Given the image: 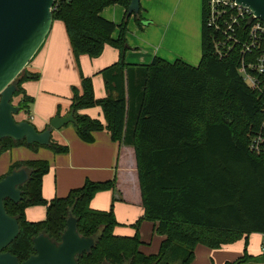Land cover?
I'll return each mask as SVG.
<instances>
[{"label":"trees","instance_id":"16d2710c","mask_svg":"<svg viewBox=\"0 0 264 264\" xmlns=\"http://www.w3.org/2000/svg\"><path fill=\"white\" fill-rule=\"evenodd\" d=\"M116 5L125 9L121 24L102 16L106 8ZM129 5L130 0H56L53 20L65 27L80 76L81 88L72 87L66 114L75 111L73 125L79 138L91 144L95 133L107 132L113 142L135 149L144 207L143 218L133 225L136 234L115 233L121 225L114 212L116 197L109 210L91 207L97 194L111 191L115 195L116 175L105 182L87 180L66 197L48 201L43 196V179L50 171L49 163L20 161L11 165L8 174L25 169L29 179L19 187L20 203L4 202L20 227L5 252L22 263L35 254L33 239L40 234L61 243L67 219L73 217L80 236L96 241L89 253L77 257L79 264H191L199 245L221 249L242 239L244 255L226 264H264V253L247 252L249 237L264 235V98L239 72L243 57L238 50L219 57L214 33L205 25L203 0L198 65L158 57L148 65L128 64L127 24L134 16L142 26L141 12L129 16ZM108 45L119 51L120 58L98 72L106 96L97 98L93 78L83 74L80 59L99 58ZM39 79L40 74L27 68L16 79L14 98L19 99L16 105L21 111L35 102L23 85ZM91 108H100L104 121L81 114ZM59 110L60 106L56 117H62ZM0 145V156L15 147L47 148L56 155L69 152L68 145L52 138L47 146L11 138ZM36 206L46 208V218L30 222L26 210ZM143 221L154 223L155 233L166 237L157 254L140 251Z\"/></svg>","mask_w":264,"mask_h":264},{"label":"crops","instance_id":"0c3cea01","mask_svg":"<svg viewBox=\"0 0 264 264\" xmlns=\"http://www.w3.org/2000/svg\"><path fill=\"white\" fill-rule=\"evenodd\" d=\"M202 1L191 0L195 11L197 9L196 6H199L201 11V28ZM177 13L178 8L173 10L174 16L171 14L173 20L165 23L163 30L159 29L158 33H155L153 28L148 27L146 28L148 30L146 33L147 38L144 37L141 42L134 40V42L129 43L130 49L125 53L126 62L131 65H148L155 57L162 59L170 57L174 62L182 60L196 66L201 60V55L198 63V60L192 62L188 51H184V41L187 36V29H185L186 22L183 20L184 17L179 22L174 21ZM124 15L125 9L119 5L106 8L102 12L104 18L116 24L120 20L122 21ZM192 41L201 54V30L200 35L197 38L195 36ZM157 42L159 46L158 50L154 47V43L156 44ZM108 48L110 47H107L106 51ZM162 52H164L163 56L161 55ZM81 58V60H84V57ZM119 58V51L112 49V51H108L105 59H100V62L96 66L93 65L92 74L83 71L86 77H96L95 83H97V88L95 85L94 88L97 98L106 96L105 86L103 85L104 81L98 75V72L114 64ZM26 68L30 73L40 74L39 81L41 78H45L51 82V86L53 87L59 86L63 75L68 79L65 82L68 87L79 83L78 76L76 75L77 68L73 61L69 41L65 35V31L60 27L59 31H56L52 35L51 31L49 32L44 44ZM36 82H26L23 87L26 94L35 100L31 120L36 122L37 126L35 127L37 130L42 131L57 116L58 106H60L59 112L61 116H66L71 105V97L65 107L62 108L61 105L56 106L54 97V91L57 92L56 88H49L45 85V81L42 84ZM18 101L19 99L17 98ZM90 110L87 109L82 112L94 118ZM55 134L54 142L69 146L67 154L56 155L52 150L47 148L31 150L26 147H15L0 156V177L7 174L13 163L31 160L47 161L50 165V171L43 179V196L47 198L44 197L46 200H52L56 197H66L71 190L82 187L87 180L105 182L111 180L116 175L117 190L115 195L111 191L101 192L92 200L91 207L95 210H109L112 199L116 197L119 200L115 203L114 212L121 225L115 229V233L122 236L135 235L136 230L133 225L144 216L135 149L124 143L113 142L107 132L95 133V141L91 144L86 143L79 138L75 126L71 124L57 130ZM26 218L30 222L43 221L46 218V208L45 211L40 212L37 206L30 207L26 210ZM139 236L142 241L140 251L145 255L157 254L162 242L166 238L165 236L156 234L155 224L148 221L142 222ZM248 241L247 252L249 254L257 256L264 253V235L252 234ZM245 250L246 244L244 239L221 249H207V247L199 245L195 249V259L191 264H226L234 262L244 255Z\"/></svg>","mask_w":264,"mask_h":264},{"label":"water","instance_id":"95a60500","mask_svg":"<svg viewBox=\"0 0 264 264\" xmlns=\"http://www.w3.org/2000/svg\"><path fill=\"white\" fill-rule=\"evenodd\" d=\"M248 7L264 22V0H234ZM56 0H0V143L5 138L14 141L25 140L28 144L47 146L54 130L69 124H76L75 111L68 116L55 117L49 128L39 132L26 121L18 122L15 115L21 112L13 103L17 92L15 84L18 76L26 69L38 50L44 44L53 26V8ZM141 12V0H130L128 15ZM1 149V145H0ZM29 179L25 169L13 171L0 180V264H79L77 257L89 253L95 247L94 238L80 236L77 220L67 219L61 243L53 242L40 234L33 239L35 254L20 263L18 258L5 249L20 233L17 218L10 216L4 202L23 200L19 187Z\"/></svg>","mask_w":264,"mask_h":264},{"label":"rangeland","instance_id":"374dc122","mask_svg":"<svg viewBox=\"0 0 264 264\" xmlns=\"http://www.w3.org/2000/svg\"><path fill=\"white\" fill-rule=\"evenodd\" d=\"M181 2H183V3L181 4ZM177 8H178V13H177V16L174 18V21L179 22V20L182 17H184L183 20H184V22H186L185 29H187V32H186L187 36H186V39L184 41V51H186V52L188 51V54L190 56V60L192 62H195L196 60H198L197 61V63H198L200 60L201 54H200L199 49H197L194 46V42L192 41V39L195 36L197 38V36L200 35L201 11L199 9V6H196L197 9L195 11L194 4H191V0H141L142 26L141 27L138 26L134 16H132L130 18V20L127 24V34H126L127 45L130 46L129 43H131L132 41L134 42V40L141 42V40L144 37L147 38L148 36L146 35V33L148 30H146V28H148V27L153 28L155 33H158L157 31L159 29L163 30V28L165 26L164 24L173 20V16L176 13L175 12L173 14V10L177 9ZM170 10H171V12H170ZM171 14H173L172 17H171ZM123 19H122V21H123ZM122 21L120 20L118 24H121ZM59 27L63 31H65V27H64L63 23L60 21H55L54 25L52 27V30H51V35L53 33H55L56 31L58 32ZM115 34H116V36H118L119 30H117ZM65 35H66V31H65ZM66 37H67V35H66ZM156 37H158V35H156ZM149 39H152V38H149ZM158 42H159V40H158ZM158 42L156 44L154 43V47L156 48V50H158V48H159ZM196 44H197V42H196ZM107 47H110V48H108V50L106 51ZM107 47L104 50L103 55L99 58L91 59L87 56H83L84 60H81L82 58L80 59V65H81L82 71H85L88 74L91 73L93 65L96 66V64L100 62V59H105L108 51H112V49H114L109 45ZM144 49H146V48L144 47ZM155 52H157V51H155ZM162 54H164V52H162L161 55ZM158 58H160V57H158ZM164 59H166V61H168V62L173 61L170 57H166ZM73 61L75 63L74 58H73ZM75 66H76V63H75ZM76 68H77V66H76ZM83 74H84V72H83ZM76 75L78 76L77 79L79 80V83L77 85L73 84L69 87L67 86V83H65L68 80L65 75L62 76V79H61L62 81L59 83V86H56V87L51 86L52 85L51 82L47 81L45 78H41V80L36 82V83L42 84L43 81H45L44 82L45 85L48 86L49 88L50 87H53V89L56 88L57 92L54 91L55 92L54 97H55L56 104H57L56 106L61 105L63 108V107H65L66 103L70 101V97L72 96V87L75 86L77 88H81L80 76H79L78 69H77ZM89 77L93 78V81H94L93 83H94L95 87L97 88V83H95L96 77H94V76H89ZM103 85H104V83H103ZM50 92H53V91H50ZM13 103H15V104L18 103L17 98H14ZM34 104H35V102H34ZM34 104H31L29 107H25L19 114L15 115L16 121H18V122L26 121V122L33 124L34 126H37L36 122L31 120V116L33 114ZM90 111H92L91 115L94 118H99V119H102L104 121V115H103L102 110H100L99 108H91ZM82 113L85 114L84 112H82ZM71 125H73V124H71ZM54 131L55 132L53 133V140H55V136H56L55 133L57 132V130H54ZM60 143H62V142H60ZM8 173H9V170H8L6 175H9ZM48 200H50V199H48ZM37 208L40 210V212L45 211L44 206H37ZM207 249H208V247H207Z\"/></svg>","mask_w":264,"mask_h":264},{"label":"built area","instance_id":"2783aa9c","mask_svg":"<svg viewBox=\"0 0 264 264\" xmlns=\"http://www.w3.org/2000/svg\"><path fill=\"white\" fill-rule=\"evenodd\" d=\"M205 16L219 57L238 50L243 57L239 72L247 85L264 98V22L234 0H206ZM259 141L261 138L255 145Z\"/></svg>","mask_w":264,"mask_h":264}]
</instances>
